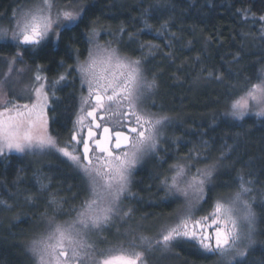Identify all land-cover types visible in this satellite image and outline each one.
Returning a JSON list of instances; mask_svg holds the SVG:
<instances>
[{
	"label": "snow or ice",
	"instance_id": "obj_1",
	"mask_svg": "<svg viewBox=\"0 0 264 264\" xmlns=\"http://www.w3.org/2000/svg\"><path fill=\"white\" fill-rule=\"evenodd\" d=\"M94 7L95 0H25L14 8L11 23L0 26V47L16 49L10 57H0L8 65L0 85L7 83L14 72L20 75L31 70L30 66L17 69L16 65L23 64L26 55L35 57L50 39L58 42L64 32L78 28ZM252 15L255 17V13ZM258 22L261 23L259 34L251 38L264 41V15L259 16ZM100 23L96 18L87 25L86 37L91 47L84 61L77 57L74 65H68L65 73L53 80L41 74L43 65L35 66L34 83L28 92L30 103L20 104L0 96V156L10 152L57 154L71 162L84 181L85 196L78 205H72L75 216L70 221L60 223L55 218L56 214L64 213L67 198L49 196L47 203L53 215H48V208L41 214L42 218L47 217L46 230L30 241L26 255L32 264H149L150 254L159 251L161 256H166L172 254L174 247L186 245L205 259L216 257L213 264H246L257 245L258 231V216L254 211L257 198L252 194L260 189L255 187L257 181L251 178L252 173L243 169L237 172L236 190L230 197L225 199L217 194L212 210L197 216L217 187V176L223 169L234 168L239 163L238 159L225 163L237 147L226 142L213 160L207 155L209 142L202 140L201 147L178 157L166 172L157 175L158 189L164 193L160 199L168 202L183 199L184 204L154 234H138L130 227L123 234L126 239L115 244L103 235L116 221L127 222L133 217L135 210L124 204L138 195L131 190L133 175L147 156L156 154L162 130L171 124L172 118L152 112L147 106L159 85L155 73L148 78L145 65L155 55L151 49L159 46L140 43V51L147 48L149 52L134 59L111 47V41L107 45L98 43L103 30L97 27ZM166 25L167 22L161 25L164 31ZM145 29L152 31V26L145 22ZM119 31L123 34L126 29L121 27ZM157 35L163 32L157 31ZM175 36L171 33L173 39ZM129 39L134 37L130 34ZM166 46L171 48V42ZM72 51L78 53L79 49ZM164 55L171 58L173 53ZM240 59L241 54L235 53L228 63L238 64ZM60 66H64L63 60ZM72 71L80 80L82 94L73 124L75 131L61 147L49 132V121L54 118L49 112L54 114L53 100L59 99L57 87L68 81ZM226 71L228 76H239L230 67ZM198 79L224 84L226 110L220 114L223 122H242L251 116L264 121V68L256 74V82L245 76L242 82L233 83L227 81L224 72L204 67ZM155 106L152 100L151 107ZM201 160L211 162L197 167ZM40 184V190L46 192L49 185L42 180ZM78 195L73 193L72 199ZM38 198L27 195L25 200L32 202ZM100 244L109 246L99 247Z\"/></svg>",
	"mask_w": 264,
	"mask_h": 264
},
{
	"label": "trees",
	"instance_id": "obj_2",
	"mask_svg": "<svg viewBox=\"0 0 264 264\" xmlns=\"http://www.w3.org/2000/svg\"><path fill=\"white\" fill-rule=\"evenodd\" d=\"M24 2L0 0V24ZM241 9L250 11H238ZM261 15H264V0H95V7L78 28L64 32L61 40L54 44L47 43L35 57L26 55L33 67L37 64L44 66L42 73L49 80L58 78L68 65H74L77 57L82 60L88 53L87 25L96 18L101 22L97 27L103 28L98 40L103 45L111 41V47L118 48L122 54L135 59L149 52L147 48L141 52L140 43L158 45L159 48L151 49L155 55L149 57L145 65L148 78L155 73L159 85L153 96L156 106L151 108L157 114L171 117L172 122L166 127L156 154L148 156L149 161L133 175L131 190L138 194L137 198L125 200L124 204L135 210L133 217L139 221L150 219L157 230L178 209V201L160 199L164 193L158 189L157 175L166 172L178 157L201 147L202 140L209 142L207 155L213 160L219 156L225 142L237 145L225 163L231 164L237 159L239 163L234 168L223 169L217 176V187L203 209L204 212L209 210L217 194L226 198L236 190L234 178L241 169L252 173L251 178L257 181L255 187L260 189L252 194L257 198L254 211L258 216V231L255 236L257 245L246 264H264V243H261L264 242V121L251 116L242 122H223L220 114L226 110L224 84L198 79V76L204 67L224 72L227 81L233 83L242 82L245 76L256 82V74L264 68V41H254L251 37L259 34L257 29L261 23L258 18ZM145 22L152 26V31L145 29ZM165 22L167 31L161 28ZM121 27L126 29L123 34L119 31ZM157 31L163 35H157ZM171 33L176 34L174 39ZM130 34L133 40L129 39ZM169 42L171 48L166 46ZM73 48L79 52L72 51ZM14 51V47H0V57H10ZM168 52L173 53L171 58L164 55ZM235 53H240L242 59L238 64H229ZM61 60L64 61L63 67L60 66ZM229 67L239 76H228L226 69ZM80 91L74 71L56 90L59 99L53 100L54 114L49 112L50 116L54 115L49 121V132L57 138L59 145L68 140ZM214 116L216 123H213ZM205 161H199L198 165ZM41 180L49 185L46 192L40 190ZM73 193L79 194L75 200L72 199ZM27 195L39 198L27 202ZM50 195L67 198L63 204L64 213L55 216L57 222L74 217L71 207L80 203L85 191L82 177L70 163L57 154L0 157V202H3L0 203V264H32L25 246L45 231L42 221L47 217L42 218L41 214L46 208L48 215H53L47 203ZM129 228L119 230L120 234L109 243L124 240L123 234ZM99 246L108 247L109 244ZM171 255H174L175 264H213L212 257L205 259L186 245L176 247L172 254L161 256L160 263L164 264Z\"/></svg>",
	"mask_w": 264,
	"mask_h": 264
},
{
	"label": "rangeland",
	"instance_id": "obj_3",
	"mask_svg": "<svg viewBox=\"0 0 264 264\" xmlns=\"http://www.w3.org/2000/svg\"><path fill=\"white\" fill-rule=\"evenodd\" d=\"M11 15L6 19L5 22H2V24H0V26H8L11 23V20H10ZM86 40H87V38H86ZM50 42H52L53 44L56 43L54 38L50 39V41L49 42H46V43H50ZM98 43L101 44V45H103L99 40H98ZM89 47H91V45H89V43H88V49H89ZM15 51H16V49H15ZM14 52H13V54H14ZM87 55H88V53L80 61H84L87 58ZM76 61H77V59L74 62L76 63ZM26 66H30L31 70L25 71L23 74H20V75H18L17 73L14 72L12 74V76H11V79L8 80L7 83H4V84L0 85V96L7 97L8 99L13 100V101H15L17 103H20V104L30 103L31 102L29 100V98H28V92L30 90V86L33 85V83H34V81L32 80V77H33L34 72H35V67H33L32 64L30 62H28V59L25 56L24 63L23 64L18 63L16 65V68L17 69H19V68H25ZM7 69H8V65L3 60H0V81H4V74L7 72ZM41 74L43 75V73H41ZM78 84L80 86V80H79V78H78ZM81 94H82V92L80 91L79 96H78V99H77V105H76L77 108H76L75 114H74V117L75 118L73 119L72 126L70 127V131L68 132V140L65 141V143L59 145L61 147L64 146L69 141L72 132L75 131V129L73 127V124H74V121L76 119V115L78 114V111H79V107H80V96H81ZM83 94L84 95L87 94L86 93V90L83 92ZM152 100H153V96L151 97V99L149 101H147V106H148V108H149L150 111H153V109L151 108V101ZM165 129L166 128H164L162 130V136H161V140L162 141H163ZM160 146H161V141H160L159 147ZM12 154H15V155H23L24 153L10 152V153H8L6 155H12ZM25 155H33V154H25ZM45 155L46 154L39 155V153H37L34 156L35 157H39V156H43L44 157ZM150 156H153V155H150ZM61 158L63 160H65V161H67L66 158H63V157H61ZM148 158L149 157L147 156L145 158V160H144L143 163H145V162L147 163L149 161V160H147ZM67 162L71 164V162H69V161H67ZM175 162H177V160ZM210 162H211L210 160H206L204 162V164L200 163L199 165H198V163H199L198 162L196 164V166L198 165L199 167H203L205 164L210 163ZM143 163L140 166H138L137 170L141 169L140 167H142ZM71 166L73 167L72 164H71ZM75 171H77V170L75 169ZM192 171L195 172V168H193ZM229 197L227 196L225 199H228ZM177 201H178V208L181 207L184 204V200L183 199H178V200H176V202ZM209 207H208L209 210L206 211V212H204L205 209H203V207H202V209L197 213V216L204 215V214H207V212H210L212 210V208L211 207L209 208ZM175 212L172 213V215H174ZM201 212H204V213L202 214ZM73 218L74 217H72L71 219H73ZM46 219L44 221H42L43 227L45 228V230H46V227H47V225H46ZM71 219H69V221ZM58 222L62 223V222H65V221H58ZM169 222H173V221H169ZM128 226H130L131 228H134L138 234L139 233H143L145 235H152V234H154L157 231L155 229V227H154L153 222L150 219H146L145 221H139L137 219V217L134 216V217L128 219L127 222L116 221L115 224L111 227V229L109 231L104 232L103 235L107 237L108 241L113 240L115 238V236L117 235V230H121L122 228L128 227ZM92 239H95V237H92ZM124 239H126L125 236H124ZM118 241H119V239H118ZM29 244L30 243H27V245L25 246V249L29 246ZM176 247H179V246H176ZM176 247H174L173 249H175ZM182 247H184V246H182ZM160 258H161V254L159 253V251H157L155 254H150L149 255V264H163V262L160 263V260H161ZM215 259H216V257H212L211 258V263H213V261ZM164 264H175L174 255H171L170 259L164 260Z\"/></svg>",
	"mask_w": 264,
	"mask_h": 264
},
{
	"label": "flooded vegetation",
	"instance_id": "obj_4",
	"mask_svg": "<svg viewBox=\"0 0 264 264\" xmlns=\"http://www.w3.org/2000/svg\"><path fill=\"white\" fill-rule=\"evenodd\" d=\"M100 131H102V129ZM84 134L86 135V130H85Z\"/></svg>",
	"mask_w": 264,
	"mask_h": 264
}]
</instances>
